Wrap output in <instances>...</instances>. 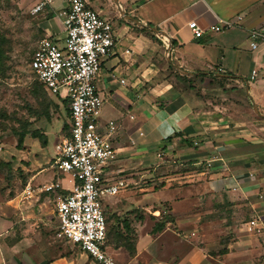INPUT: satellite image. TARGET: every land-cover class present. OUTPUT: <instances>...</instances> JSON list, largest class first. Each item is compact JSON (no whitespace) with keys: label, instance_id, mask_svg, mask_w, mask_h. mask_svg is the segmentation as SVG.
I'll list each match as a JSON object with an SVG mask.
<instances>
[{"label":"crops","instance_id":"0c3cea01","mask_svg":"<svg viewBox=\"0 0 264 264\" xmlns=\"http://www.w3.org/2000/svg\"><path fill=\"white\" fill-rule=\"evenodd\" d=\"M86 1L111 18L115 37L95 74L99 121L116 125L106 180L124 184L102 203L105 223L110 216L133 247L105 253L118 264H264V42L251 49L247 34L264 25V0ZM66 4L32 13L42 37H63ZM191 19L201 36L192 37ZM217 20L235 23L206 29ZM68 122L66 101L53 96L51 154L48 137L44 146L23 138L33 197L23 202L20 188L0 202V264H95L55 234V197L70 183H61L54 145ZM47 167L50 179H38ZM52 182L60 187L51 199L39 187Z\"/></svg>","mask_w":264,"mask_h":264},{"label":"built area","instance_id":"2783aa9c","mask_svg":"<svg viewBox=\"0 0 264 264\" xmlns=\"http://www.w3.org/2000/svg\"><path fill=\"white\" fill-rule=\"evenodd\" d=\"M48 2L39 0L30 13ZM58 17L63 37L60 40L49 36L40 38L28 63L46 93L64 99L68 109V133L54 145L53 164L61 174L68 176L70 183L66 192L55 197V234L88 254L95 264H118L101 248L106 231L102 198L115 194L124 184L121 180L111 183L106 180V168L115 157L111 138L116 125L112 121L100 123L102 99L95 85L101 60L110 55L115 46L112 20L100 15L86 0H67L66 8ZM234 23L217 20L206 29L217 32ZM187 27L192 37H199L205 31L192 19ZM247 34L253 49L258 42H264V25L250 28ZM53 187L60 186L52 182L39 190L53 193ZM33 191L25 184L21 200L27 202L33 197ZM253 225V220H249L246 230L251 231Z\"/></svg>","mask_w":264,"mask_h":264},{"label":"rangeland","instance_id":"374dc122","mask_svg":"<svg viewBox=\"0 0 264 264\" xmlns=\"http://www.w3.org/2000/svg\"><path fill=\"white\" fill-rule=\"evenodd\" d=\"M33 6L30 0H0V202L13 196L27 183L29 172L23 168L27 162L20 159L19 153L24 147L23 139L17 146L20 134L24 135L23 138L27 135L36 139L40 146L45 144L32 137L31 132L41 133L45 142L48 137L47 149L51 154L53 132L47 136L44 132L51 128L53 96L38 86L28 65L35 44L42 37L38 19L30 13ZM61 111L65 118L64 105ZM51 172L47 167L38 179L49 180ZM67 178L65 175L61 181L65 186L68 185ZM60 193L62 191L58 190L57 194ZM108 200L109 197L104 196L102 203L106 204ZM106 227V246L112 249L120 246L129 254L127 247L132 243L127 235L116 229L110 216L106 219Z\"/></svg>","mask_w":264,"mask_h":264},{"label":"trees","instance_id":"16d2710c","mask_svg":"<svg viewBox=\"0 0 264 264\" xmlns=\"http://www.w3.org/2000/svg\"><path fill=\"white\" fill-rule=\"evenodd\" d=\"M141 29H144V28H141ZM35 79V78H34ZM35 81H36V83L38 84V86L46 93V91L43 89V87H42V85L35 79ZM47 94V93H46ZM67 114H68V109H67ZM68 118H69V116H68ZM68 129H69V127H68V124H67V130H66V132L68 133ZM23 134H20L19 136H18V138H17V146L19 147L20 145H21V143H22V139H23ZM31 136L32 137H36L38 140H40V143L42 144V145H44L45 144V139H44V137L41 135V133H39V132H31ZM108 242V232H107V228H106V231H105V242H104V244L102 245V249L105 251V246H106V243ZM127 251H128V253H129V255L130 254H132L133 253V247H132V244H131V247L130 246H128L127 247Z\"/></svg>","mask_w":264,"mask_h":264},{"label":"water","instance_id":"95a60500","mask_svg":"<svg viewBox=\"0 0 264 264\" xmlns=\"http://www.w3.org/2000/svg\"><path fill=\"white\" fill-rule=\"evenodd\" d=\"M146 27H147L148 29H150L152 32L156 33V34L165 35V34H163L161 31L157 30V29H156L155 27H153V26L146 25Z\"/></svg>","mask_w":264,"mask_h":264}]
</instances>
